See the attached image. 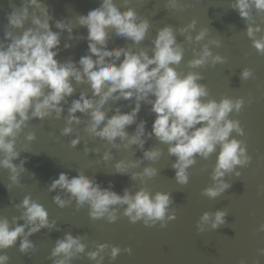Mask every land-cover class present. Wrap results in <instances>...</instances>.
<instances>
[{
    "label": "clouds",
    "instance_id": "1",
    "mask_svg": "<svg viewBox=\"0 0 264 264\" xmlns=\"http://www.w3.org/2000/svg\"><path fill=\"white\" fill-rule=\"evenodd\" d=\"M129 0H124L127 4ZM166 9L181 8L180 0H167ZM241 19L246 22V35L252 41V47L264 55V36L257 38L256 34L264 31L260 24L255 23L253 13L264 17V0H234L230 5ZM31 10V11H30ZM7 23L0 36V168L8 169L10 183L7 189L20 186V174L26 169V160L19 165L13 163L20 153L16 151V138L27 127L31 119L44 120L55 114L59 120L67 103V98L75 92L73 81L76 84H87L91 89V97L81 92L78 99L71 100L64 117L67 126L61 135L68 136L73 132V124H80L77 113L87 114L89 122L85 128L88 133L106 140L113 147H119L114 142L117 138L127 141L124 145H137L143 149L144 137L153 135L163 144L168 145L169 155L176 157L172 165L175 170V180L179 185L189 182L188 169L196 164V156L208 159L211 154L216 155V163L212 171L213 185L205 187L202 195L208 198H217L222 195L231 184L223 177L235 173L237 166L244 168L249 165L252 157L248 154L247 144L243 140L231 138L235 132L244 135L240 121L230 119L232 112L239 113L245 104L243 98L223 97L205 100L209 96L207 86L198 83L203 79L199 72H178L174 65H179L184 56V49L176 42L175 33L188 34L195 30L196 20L187 25L174 29L170 25L159 28L152 39V55L141 49L136 52L131 47H108L110 31L117 37L130 40L133 44H140L150 28L149 20L141 18L136 11L128 7L121 9L115 0H101L100 6L88 11L86 15H78L76 23L87 29V51L78 61L71 58L65 62L56 59L60 52L61 33L67 32L68 39L72 40L73 27L71 20H56L53 31L50 22L53 16L49 7L42 0H22L20 7H14L6 14ZM31 26L26 27L29 22ZM209 29L202 28L195 36L199 42L205 38ZM188 41L193 37L186 35ZM218 39L209 40L201 51L188 61L189 68L205 66L209 60L213 66L225 63V57L213 55L209 44L220 46ZM72 47L64 43L63 48ZM253 73L250 68L241 72V79L248 80ZM111 100L117 106L114 114L107 116L104 106ZM131 101L130 111L121 110L117 102ZM150 105L155 114L151 131L146 133L147 121L140 120L136 124L134 134L129 136L125 131L127 126L136 122L141 105ZM250 103V101H249ZM101 125H103L101 127ZM26 139H36L34 132L27 134ZM80 144V137L70 141V146L76 148ZM85 153L89 151L87 146ZM159 149L144 151L143 157L149 161H157L161 156ZM101 159L108 162L112 159L111 152L105 151ZM140 161L115 163L116 173L126 174L130 168L136 167ZM34 175V174H33ZM157 175V169L149 166L142 172H133L131 178L138 177L151 179ZM109 188H101L94 179L83 172H78L69 178L67 173L61 172L57 179H53L48 191L60 189L69 195L65 200L60 195L53 197V202L60 208L67 207L71 200L76 201L77 208L87 204L88 216L91 220L106 219L114 223L118 219V205H126L123 216L130 223L142 221L145 226L152 227L158 222L161 228L166 227L168 221L176 219V212L170 207L173 204L171 194L157 192L155 195L141 188L135 194L127 189L123 195ZM22 208L19 217L11 221L0 216V264H9L10 257L5 250L16 247L23 255H32L36 245L31 236L42 229H55L57 221L49 218L46 208L31 196H25L15 205ZM226 210L204 212L196 223L198 233L207 229L216 230L226 223ZM19 221H23L20 223ZM258 231H264V224ZM80 235L65 232L63 238L55 241L49 260L53 264H72L81 254L95 264H103L105 253L114 261L124 251L131 254L132 249L112 246L107 243L95 245L94 250H88ZM110 250V251H108ZM264 256V248L258 250ZM240 264H246L244 260ZM254 264H259L254 261Z\"/></svg>",
    "mask_w": 264,
    "mask_h": 264
},
{
    "label": "water",
    "instance_id": "2",
    "mask_svg": "<svg viewBox=\"0 0 264 264\" xmlns=\"http://www.w3.org/2000/svg\"><path fill=\"white\" fill-rule=\"evenodd\" d=\"M50 10L53 20L50 22L52 30L56 20H71L73 36L69 40L67 32L61 33L60 52L56 57L60 62L68 59L78 61L87 51L86 39L79 37L87 36V29L76 23L78 15H86L88 11L100 6L101 0H42ZM234 0H180L181 8L166 9L167 0H115L122 10L133 8L141 18H147L150 28L146 37L140 44H133L130 40L117 37L110 31L108 47H131L133 51L145 50L152 55V39L155 38L159 28L170 25L178 29L196 20L195 30L190 31L192 41L186 39V35L176 32V42L184 49V56L179 65H174L178 72H199L203 79L198 81L207 86L209 96L203 99H215L219 101L223 97L243 98L245 104L239 113L232 112L230 119L240 121L244 129V135L239 136L231 133V138L243 140L247 144L248 154L252 157L247 167L237 166L236 171L241 172L237 177L235 173L226 174L223 179L231 184L222 195L217 198H208L202 195L205 187L213 185L212 171L216 163L214 152L208 159L196 156V164L188 169L189 182L179 185L175 180V170L172 165L176 157L169 155L168 145L161 143L154 135L151 138L144 137L143 149L137 145H124L127 141L115 140L119 147H113L106 140L96 137L85 128L89 122L87 114L77 113L80 124H73V132L68 136L61 135L67 126L64 117L71 100L78 99L81 92L91 97V89L87 84H76L73 81L75 92L68 102L62 104L64 113L57 120L55 114L44 120L31 119L27 127L16 138V151L20 153L13 163L19 165L26 160L25 171L20 174V186L7 189L10 183L8 169L0 168V216L7 217L9 221L13 217H19L23 209L16 208L25 196H31L33 200L42 204L49 213V218L57 221L55 229H42L30 239L36 245L34 254L23 255L16 247L6 249L10 257L9 264H53L48 259L55 241L63 238L65 232H71L74 236L80 235L83 242L88 245V250H94L95 245L107 243L132 249L131 254L124 251L112 261L105 253L103 264H240L244 260L246 264H264V256L258 250L264 248V231H258L259 226L264 224V55L252 47V41L246 35V22L241 19L230 5ZM22 0H0V36L7 23L6 14L14 7H20ZM31 11V10H30ZM254 21L264 29V17L253 13ZM31 26L30 20L26 27ZM209 29L205 38L199 42L195 36L200 29ZM257 38L264 36V31L256 34ZM218 39L221 43L217 47L209 44L213 55L219 54L225 57V63L212 65L211 60L202 67L189 68L188 61L199 53L203 45L209 40ZM72 44L69 49H64V43ZM245 68L252 70V77L248 80L241 79V72ZM250 101V103H249ZM124 112L130 111L131 101L121 100L117 102ZM111 100L104 106L107 116L114 114ZM151 106L141 105L136 122L127 126L125 131L129 136L134 134L136 124L140 120L147 121L146 133L151 131L155 114L150 110ZM103 125H101L102 127ZM34 132L36 139L28 141V133ZM80 137V144L76 148L70 146V141L76 136ZM85 145L89 149L85 153ZM159 149L160 158L153 162L144 159L143 153L147 150ZM105 151H110L112 159L104 162L101 157ZM2 158V157H0ZM140 163L130 168L126 174L116 173L114 165L118 161ZM155 167L157 175L151 179H132V173H140L145 167ZM61 172L67 173L69 178L78 172L94 179L101 188H109L119 195L124 190L135 194L141 188L153 195L157 192L171 194L176 219L168 221L166 227L161 228L159 222L148 227L142 221L130 223L123 216L126 205L115 206L118 219L114 223L106 219L91 220L88 216L89 206L77 208L76 201L64 209H60L54 202L53 197L60 195L68 200L69 195L57 189L55 192L48 191L53 179H57ZM34 174V175H33ZM226 210V223L216 230L205 225L206 231L198 233L196 223L204 212ZM23 223V221H19ZM110 251V250H108ZM72 264H95L83 254L72 261Z\"/></svg>",
    "mask_w": 264,
    "mask_h": 264
}]
</instances>
